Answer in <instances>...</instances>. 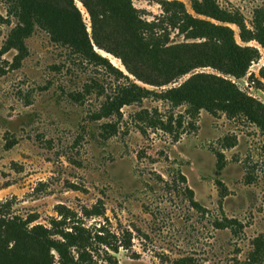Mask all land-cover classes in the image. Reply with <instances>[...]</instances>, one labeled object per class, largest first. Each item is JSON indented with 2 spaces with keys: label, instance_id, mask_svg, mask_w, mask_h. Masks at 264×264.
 Masks as SVG:
<instances>
[{
  "label": "rangeland",
  "instance_id": "rangeland-1",
  "mask_svg": "<svg viewBox=\"0 0 264 264\" xmlns=\"http://www.w3.org/2000/svg\"><path fill=\"white\" fill-rule=\"evenodd\" d=\"M75 1L90 38L96 36L110 52L95 46L97 51L137 85L160 93L205 74L231 82L264 105V50L256 42L243 43L237 26L196 14L190 0L166 1L183 3L192 16L230 27L239 46L261 51L246 75L236 78L213 65L194 68L205 53L206 39L171 27L160 58L174 72H189L175 79L161 74L134 40V21L113 26L99 22L95 35L90 15ZM131 1L143 19L167 27L161 0ZM216 2L224 10L239 12L248 28L263 3ZM0 12L6 16L4 0ZM14 23L2 26L0 48ZM26 45L29 55L20 64H13L16 50L0 60V203L11 204L9 213L0 217V264H44V248L10 219L50 228L53 218L60 219V207L77 212L90 228L133 231V249L115 254L120 264H179L182 259L187 264H245L254 240L264 236V132L222 112L215 116L203 109L192 119L186 105L173 107L155 96L124 106L121 117H102L107 97L126 80L117 82L104 69L52 42L44 31L36 30ZM170 117L172 133L148 123L168 122ZM218 180L226 187L224 198ZM99 200L105 217L85 218L83 208ZM192 200L206 211L195 209ZM224 217L240 226L217 228ZM12 249L21 258L12 256Z\"/></svg>",
  "mask_w": 264,
  "mask_h": 264
},
{
  "label": "trees",
  "instance_id": "trees-1",
  "mask_svg": "<svg viewBox=\"0 0 264 264\" xmlns=\"http://www.w3.org/2000/svg\"><path fill=\"white\" fill-rule=\"evenodd\" d=\"M91 17L93 30L96 35L99 22L111 26L125 21H134L132 36L139 46L144 47L150 56L154 69L165 75H172L173 79L186 74L174 72L168 68V61L162 60L160 55L166 50L169 41L168 27L179 29L191 38L206 39V50L199 62L194 66L213 65L220 71L241 78L246 75L251 64L261 58V51L250 46H239L235 40L234 31L224 25H216L210 21L192 16L183 3L178 1L161 0L159 2L165 11L163 23L167 27L159 26V22L147 21L142 18L131 0H79ZM193 11L215 21L237 26L240 39L243 43L256 42L264 50V0L262 6L254 11L252 28H248L244 17L239 12H229L222 9L216 0H190ZM6 16L0 12V38L3 25H11L9 35L0 48V60L10 52L16 50L13 64H20L22 59L29 55L26 45L27 39L32 37L36 30L46 32L50 40L67 47L71 53L77 55L104 69L119 83L112 96H108L102 107L100 116L121 117L124 106L141 103L143 99L155 96L161 101L169 102L173 107L186 105V114L192 119L199 117L201 110L212 115L224 113L229 119L243 118L250 121L264 132V105L242 94L235 85L222 78L196 74L180 87L171 88L162 92H153L132 82L119 68L115 67L108 58L97 51L107 48L100 44L95 36L91 39L86 31L81 10L75 0H4ZM125 67L133 73L128 64ZM1 71V69H0ZM1 75V73H0ZM264 80V67L260 70ZM264 91V84L261 83ZM154 129H162L172 133V117L168 122L148 120ZM179 127L181 120L178 121ZM222 156L218 157V169H223ZM183 177V176H182ZM186 180L184 177L182 178ZM222 197H226V187L220 180L217 181ZM194 198V193L188 190ZM195 209L206 211L197 201L192 200ZM10 202L0 203V217L9 213ZM60 219H52L51 227L43 225L29 227L24 220L10 219L26 232V236L35 245L46 251L44 264H120L115 254L121 249L132 250L134 233L129 229L114 232L105 225L87 227L77 212L60 207ZM83 216L105 217L104 204L99 200L91 208L84 207ZM33 221V220H32ZM219 229H227L240 224L235 219L222 218L216 222ZM254 249L245 264L264 263V236L254 240ZM55 252L58 256L55 260ZM11 255L21 258L18 251L12 249ZM179 264H187V260H179Z\"/></svg>",
  "mask_w": 264,
  "mask_h": 264
}]
</instances>
